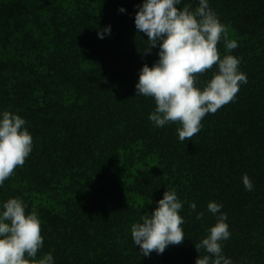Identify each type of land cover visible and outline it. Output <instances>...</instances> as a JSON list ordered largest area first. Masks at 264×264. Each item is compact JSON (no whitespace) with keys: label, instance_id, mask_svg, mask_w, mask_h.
I'll return each instance as SVG.
<instances>
[{"label":"trees","instance_id":"1","mask_svg":"<svg viewBox=\"0 0 264 264\" xmlns=\"http://www.w3.org/2000/svg\"><path fill=\"white\" fill-rule=\"evenodd\" d=\"M142 2L0 0V111L24 118L34 144L0 202L21 197L36 210L38 259L51 252L55 264H195L194 245L216 223L207 211L215 201L231 232L224 254L234 264H264V0H209L238 43L218 51L242 57L248 83L183 143L179 125L155 127L154 101L136 97L140 69L159 59L158 47L143 54L148 38L135 28ZM189 4L198 0L178 7ZM108 25L111 34L99 39ZM210 78L211 71L201 85ZM168 188L185 202V239L144 257L131 225L151 215Z\"/></svg>","mask_w":264,"mask_h":264},{"label":"clouds","instance_id":"2","mask_svg":"<svg viewBox=\"0 0 264 264\" xmlns=\"http://www.w3.org/2000/svg\"><path fill=\"white\" fill-rule=\"evenodd\" d=\"M182 2L143 0L135 6L134 17L135 28L148 38L143 54L150 55L153 48H159V59L151 67L145 64L138 73L136 97L154 101L155 109L148 119L155 127L179 125L181 143L202 130L206 115L235 102L240 87L248 83L247 75L240 70L242 57L231 54L222 57L218 51V44L223 43L231 53L238 43L229 38V26L221 23L209 0H198L194 9L190 4L178 7ZM118 11L124 13L125 9L121 7ZM110 34V25L97 32L99 39ZM209 71L211 78L201 85V77ZM26 125L27 121L20 115L0 111V189L18 167L24 166L33 151V138ZM242 183L246 191L254 190L246 173ZM184 203L175 190L168 188L151 215L145 213L131 225V239L135 248L139 246L140 254L160 255L169 246L183 243L185 219L180 211ZM189 207L196 211L195 203ZM223 207L215 201L207 204V211L215 216L216 223L194 245L199 254L195 264H234L223 251L224 242L231 236ZM204 215L203 211L198 212L196 219ZM41 230L38 213L35 209L29 212L21 197L0 202V264H55L51 252L37 258L44 246Z\"/></svg>","mask_w":264,"mask_h":264}]
</instances>
